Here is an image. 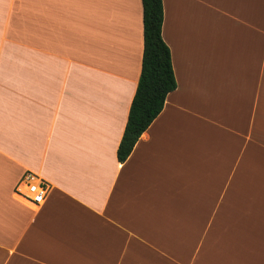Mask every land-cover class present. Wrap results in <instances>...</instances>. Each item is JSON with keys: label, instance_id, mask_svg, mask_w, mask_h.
<instances>
[{"label": "crops", "instance_id": "crops-1", "mask_svg": "<svg viewBox=\"0 0 264 264\" xmlns=\"http://www.w3.org/2000/svg\"><path fill=\"white\" fill-rule=\"evenodd\" d=\"M161 3L176 87L119 162L141 0H0V264H264V0Z\"/></svg>", "mask_w": 264, "mask_h": 264}, {"label": "trees", "instance_id": "trees-1", "mask_svg": "<svg viewBox=\"0 0 264 264\" xmlns=\"http://www.w3.org/2000/svg\"><path fill=\"white\" fill-rule=\"evenodd\" d=\"M143 52L140 75L116 157L123 162L176 87L169 49L161 38V0H141Z\"/></svg>", "mask_w": 264, "mask_h": 264}, {"label": "built area", "instance_id": "built-area-1", "mask_svg": "<svg viewBox=\"0 0 264 264\" xmlns=\"http://www.w3.org/2000/svg\"><path fill=\"white\" fill-rule=\"evenodd\" d=\"M47 194V187L33 174H26L13 190L15 200L33 210L39 207Z\"/></svg>", "mask_w": 264, "mask_h": 264}]
</instances>
